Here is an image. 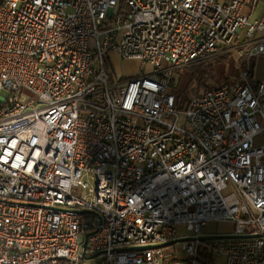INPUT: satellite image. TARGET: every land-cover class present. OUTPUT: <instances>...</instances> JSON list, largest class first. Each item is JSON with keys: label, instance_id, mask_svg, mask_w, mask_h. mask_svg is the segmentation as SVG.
I'll return each mask as SVG.
<instances>
[{"label": "built area", "instance_id": "obj_1", "mask_svg": "<svg viewBox=\"0 0 264 264\" xmlns=\"http://www.w3.org/2000/svg\"><path fill=\"white\" fill-rule=\"evenodd\" d=\"M244 8L0 0V264L264 263V83L170 93L197 61L264 55ZM109 52L138 70L109 85ZM209 221L230 235L200 241Z\"/></svg>", "mask_w": 264, "mask_h": 264}, {"label": "rangeland", "instance_id": "obj_2", "mask_svg": "<svg viewBox=\"0 0 264 264\" xmlns=\"http://www.w3.org/2000/svg\"><path fill=\"white\" fill-rule=\"evenodd\" d=\"M248 51L249 47H242L235 50L231 55L221 54L204 59L208 60V62L213 60L219 68V74L216 75V78H209L207 84L214 87L220 85L225 78L240 77L242 72L247 71L249 74L253 75L255 81L264 83V55H254L248 57ZM105 61L106 71L110 78L108 82L109 85H112L115 80L120 81L121 79L127 78L125 77L126 75H133L138 70V63L136 61H122L120 57L113 52L107 53ZM1 96L7 97L8 93L3 91ZM255 142H264V137L258 136ZM93 184V181L89 180V185L93 186ZM178 230L180 234L183 232V228H178ZM231 231V224L214 221L207 222V226L203 228V233L208 235L228 236ZM82 240L83 238L80 237V242ZM175 248L179 250L178 245L175 246ZM213 264H225V259L223 257L215 258Z\"/></svg>", "mask_w": 264, "mask_h": 264}, {"label": "trees", "instance_id": "obj_3", "mask_svg": "<svg viewBox=\"0 0 264 264\" xmlns=\"http://www.w3.org/2000/svg\"><path fill=\"white\" fill-rule=\"evenodd\" d=\"M218 74L219 68L213 60H211V62H208V60H201L175 71L172 78L170 93L175 97L176 106L182 108L190 97L214 88L207 84V82L209 78H216ZM248 77L253 87H256V85L260 83L254 80L252 74H248ZM236 80H239V77L225 78L220 85ZM199 255L202 263L213 264L214 260L206 254L204 248L201 249ZM178 260L179 258L168 256L165 259V263L167 264Z\"/></svg>", "mask_w": 264, "mask_h": 264}, {"label": "crops", "instance_id": "obj_4", "mask_svg": "<svg viewBox=\"0 0 264 264\" xmlns=\"http://www.w3.org/2000/svg\"><path fill=\"white\" fill-rule=\"evenodd\" d=\"M221 1H225V0H221ZM244 1H245L244 11L250 17V20H255L263 16L264 6H262L260 3L256 4L255 6H252L251 4H249L250 0H244Z\"/></svg>", "mask_w": 264, "mask_h": 264}, {"label": "water", "instance_id": "obj_5", "mask_svg": "<svg viewBox=\"0 0 264 264\" xmlns=\"http://www.w3.org/2000/svg\"><path fill=\"white\" fill-rule=\"evenodd\" d=\"M222 237H225V236H221V235L202 236L199 239H200V241H207V240L216 239V238H222ZM177 241H179V240H177ZM177 241H174L171 244H174ZM85 245H86V241L83 243V249L85 248ZM83 255H84V251H83Z\"/></svg>", "mask_w": 264, "mask_h": 264}]
</instances>
